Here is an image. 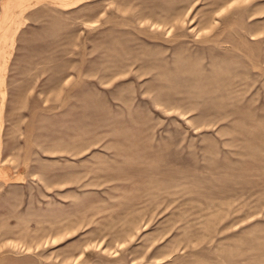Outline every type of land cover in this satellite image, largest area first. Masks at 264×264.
I'll list each match as a JSON object with an SVG mask.
<instances>
[{"label":"rangeland","instance_id":"obj_1","mask_svg":"<svg viewBox=\"0 0 264 264\" xmlns=\"http://www.w3.org/2000/svg\"><path fill=\"white\" fill-rule=\"evenodd\" d=\"M0 264H264V0H0Z\"/></svg>","mask_w":264,"mask_h":264}]
</instances>
